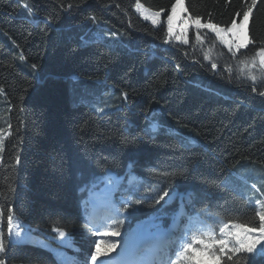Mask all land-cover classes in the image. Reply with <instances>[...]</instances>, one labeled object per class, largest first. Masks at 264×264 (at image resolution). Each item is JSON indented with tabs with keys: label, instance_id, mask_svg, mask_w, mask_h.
<instances>
[{
	"label": "trees",
	"instance_id": "16d2710c",
	"mask_svg": "<svg viewBox=\"0 0 264 264\" xmlns=\"http://www.w3.org/2000/svg\"><path fill=\"white\" fill-rule=\"evenodd\" d=\"M174 3L0 0L4 264L89 263L95 239L84 188L129 167L138 189L122 209L126 218L112 220L118 237L129 223L170 213L159 200L174 192L188 194L189 213L207 236L233 223L259 229L264 67L258 57L255 66L241 61L264 48V0H183L185 18L226 29L251 7L250 43L231 52L205 28L200 41L189 30L186 45L178 32L168 37ZM138 5L159 12L162 24L143 20ZM8 215L52 242L53 251L11 243ZM54 229L65 237L57 240ZM248 256L229 252L220 264H248Z\"/></svg>",
	"mask_w": 264,
	"mask_h": 264
},
{
	"label": "rangeland",
	"instance_id": "374dc122",
	"mask_svg": "<svg viewBox=\"0 0 264 264\" xmlns=\"http://www.w3.org/2000/svg\"><path fill=\"white\" fill-rule=\"evenodd\" d=\"M136 11L142 17L143 20H145L144 19L145 15L151 17V15L153 14L143 9L140 5L137 6ZM145 21L151 23L150 19ZM161 24H162V20H161V16H159L157 18V24L154 26H159ZM192 29L195 28H190L189 30ZM209 30L212 33H214L211 29ZM246 33L248 37V22L246 27ZM225 38H234V37L232 36L231 33H227L225 34ZM219 41L222 43L220 39ZM108 93L110 92L108 91ZM94 94L98 95L99 93L95 92ZM0 128H4L5 130L7 128L5 122H3L1 119H0ZM3 140H4L3 137L0 138V148L1 145H3ZM1 150L2 149H0V155H1ZM137 182L138 179H136L134 176L128 173L123 178L117 177L111 173H107L103 178L99 179L98 181L91 184L87 188L88 210L90 211L93 210V212H101V215L95 219L92 218V215L94 214L91 213L90 218L92 220H89L90 233L92 234V236L99 238V240L108 241L114 243L115 245L114 247L110 248L105 255L98 257V264H106V258L110 256H114V260L112 264H126V260L128 263L130 262V264H134V263L147 264L151 261H146V260L149 259L152 260V258L154 257L153 252H155L157 245L159 246L160 244V242L158 241L169 239L173 237L174 233H175V237H173V240H177V242H176V248L174 254L170 259L169 264H194V260L192 259L193 253L191 251L183 252L181 249L184 244H192L193 248L202 249L204 247L203 245L194 243V240H199V239H203L206 242L226 239L229 241V243L224 253L219 252L220 246L218 244L215 246L213 251H215L217 255H220V257L225 255L227 252H232L227 250L228 248L235 247V242L230 237V235L221 234V232H219L216 236H211V237L205 235L202 227L203 225L199 222L198 217L190 216L187 213L186 202L188 199V195L178 194L176 192L171 193L169 195H165L159 200V203H161L163 209L167 207H173L174 212H171L172 214L171 213L160 214L158 216L151 217L150 219L144 222H138L133 225L129 224L131 230L129 231L125 239L123 238L113 239L112 236H105L104 239H102L101 236H97L96 232L97 231L101 232L102 226L105 225L104 222L106 220L104 216H111V214L119 216L120 215L119 208H121V206H125V207L128 206L130 202L129 200L131 199V195L130 193H128V191L134 185H136ZM96 192H99V194L107 195L106 198L103 197L101 198V200H103L102 203L104 204V209L101 208L95 209L93 205L91 206V203L89 202L90 196L92 194H95ZM127 193L128 195L125 196ZM261 209L262 207L259 206L260 212ZM107 210H109L110 214H108ZM262 211H264V208ZM8 216L6 217L7 227H8ZM12 217H13V222H12L11 232H9L8 229V239L11 243L37 244L41 247L48 248L51 251H53L54 245L52 244V242L46 241L45 239L35 235L27 224L23 223L20 219L16 218L13 215ZM3 218H4V214L0 209V242L4 243L3 228L5 221ZM234 231H236V229L234 227H231V225L225 229L226 234L232 233ZM17 232H19L21 235L16 236ZM61 233L56 232L55 234L57 239L59 240H61L64 237V235L61 236ZM255 235L256 236L260 235L259 229H257ZM151 243H153L152 246H149ZM262 244H264V238L260 239L259 243L257 244V247H260ZM176 253H179V255H176ZM242 253H245L247 255H252L246 252H239L235 254H242ZM90 264H92V262Z\"/></svg>",
	"mask_w": 264,
	"mask_h": 264
},
{
	"label": "snow or ice",
	"instance_id": "6c2138e0",
	"mask_svg": "<svg viewBox=\"0 0 264 264\" xmlns=\"http://www.w3.org/2000/svg\"><path fill=\"white\" fill-rule=\"evenodd\" d=\"M253 4H255L256 0H252ZM187 9L183 7V0H175V3L172 5L170 14L167 15V21H166V30L168 37H172L176 32H178V35H175V39L179 42H182L183 44H188V32L190 28H195L197 31L196 40L200 41L201 37L198 34L199 30L201 28L205 29H211L216 36L222 41V43L228 48L229 52L233 50V48L239 50L243 48H247L250 40L247 37L246 33V27L247 22L249 21V13L251 12V7L247 11L243 12V17L239 24H237L235 21L232 22L230 28H222L219 27L213 23H206L202 24L201 19L199 17L195 18L194 20L191 19V17L185 18L182 13L186 12ZM160 16L159 12L153 13L151 17L148 15L144 16L145 20H151V23L153 25L157 24V18ZM226 33H231L234 38H225ZM168 41L166 40L165 43ZM256 57L259 58V63L261 66H264V48H260L256 52V56L252 57L251 59L241 61V63L248 65L252 64L255 66ZM212 69H216L217 65L213 63L211 65ZM253 80L256 79V77H252ZM261 96H264V92L260 93ZM259 217V236H256L255 233L257 232V229L254 227H247L243 224H235L231 225V227H234L236 231L232 233H225V229L228 228L230 225H223L220 228L221 234L230 235V237L235 242V247L228 248V251L232 252H246L250 253L252 255L248 256V264H264V244H262L260 247H257V244L259 243L261 238H264V211L256 213ZM12 222L13 217L11 215L8 216V229L9 232L12 230ZM21 234L19 232L16 233V236H20ZM64 234L61 233V236ZM97 236H116L119 235L118 232L109 231V232H96ZM95 245V251L88 252V256L91 257L92 264H98V257H101L102 255H105L107 251L114 247V243L103 241V240H94L92 241ZM194 243L203 245L204 247L202 249L199 248H193L192 244H184L182 246L183 252L191 251L193 253L192 259L194 260V264H220L221 257L220 255H217L213 249L218 244L219 252L224 253L229 241L226 239H221L218 241H212V242H206L203 239L194 240ZM5 251V245L3 242H0V252ZM176 255H179V253H176ZM231 259V257H228ZM0 264H4L3 260H0ZM85 264H88L87 258L85 259Z\"/></svg>",
	"mask_w": 264,
	"mask_h": 264
},
{
	"label": "bare ground",
	"instance_id": "6f19581e",
	"mask_svg": "<svg viewBox=\"0 0 264 264\" xmlns=\"http://www.w3.org/2000/svg\"><path fill=\"white\" fill-rule=\"evenodd\" d=\"M107 195L99 194V192H96L95 194H92L89 198V202L92 205H95L96 207H99L101 209H104V204L102 203L103 200L101 198H106ZM174 212V211H172ZM172 214V213H171ZM170 215V214H169ZM135 239V238H133ZM137 242V241H136ZM145 262V261H144Z\"/></svg>",
	"mask_w": 264,
	"mask_h": 264
}]
</instances>
